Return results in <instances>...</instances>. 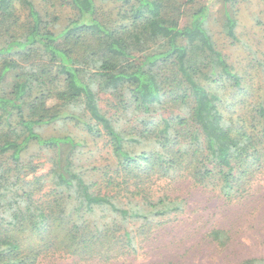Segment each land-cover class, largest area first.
Listing matches in <instances>:
<instances>
[{"label": "trees", "instance_id": "obj_1", "mask_svg": "<svg viewBox=\"0 0 264 264\" xmlns=\"http://www.w3.org/2000/svg\"><path fill=\"white\" fill-rule=\"evenodd\" d=\"M238 2L0 0V264L128 256L184 211L179 178L229 200L249 192L264 173V101L227 113L243 77L208 25ZM237 25L225 11L234 40ZM68 124L106 139L112 162L88 165L71 129L45 131Z\"/></svg>", "mask_w": 264, "mask_h": 264}, {"label": "rangeland", "instance_id": "obj_2", "mask_svg": "<svg viewBox=\"0 0 264 264\" xmlns=\"http://www.w3.org/2000/svg\"><path fill=\"white\" fill-rule=\"evenodd\" d=\"M206 2L197 0L196 5ZM213 10L208 19L211 34L228 62L243 77L242 88L228 89L224 95L225 110L230 114L241 109L243 99L247 106L264 101V0H239L234 8L216 5ZM227 10L238 21L235 40L223 31L222 18ZM66 13L67 9L61 12L62 24ZM187 20L188 16L183 19ZM12 82L9 74L4 86L10 89ZM69 129L76 140L83 141L81 150L85 152L86 164L112 162L106 139L93 138L80 126L57 125L45 131L57 133ZM47 169L48 165H44L41 172ZM174 185L180 187L187 199L184 211L154 234L139 239L135 252L105 264H241L250 257H264V173L257 176L248 193L233 200L225 198L217 188L196 185L189 178H179ZM214 228L228 231L225 245L210 237ZM41 264L102 263L56 255Z\"/></svg>", "mask_w": 264, "mask_h": 264}]
</instances>
